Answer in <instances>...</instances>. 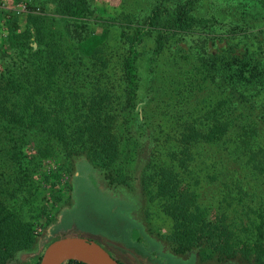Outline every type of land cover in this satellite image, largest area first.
Listing matches in <instances>:
<instances>
[{"label":"trees","instance_id":"1","mask_svg":"<svg viewBox=\"0 0 264 264\" xmlns=\"http://www.w3.org/2000/svg\"><path fill=\"white\" fill-rule=\"evenodd\" d=\"M34 1L0 22V264L57 224L82 159L112 188L140 185L171 218L176 255L261 263L264 223L243 215L264 210L246 208L242 181H264V0L233 16L201 13L203 0ZM202 146L244 170L216 206L200 202L224 181Z\"/></svg>","mask_w":264,"mask_h":264},{"label":"rangeland","instance_id":"2","mask_svg":"<svg viewBox=\"0 0 264 264\" xmlns=\"http://www.w3.org/2000/svg\"><path fill=\"white\" fill-rule=\"evenodd\" d=\"M39 1L36 0L34 3L39 5ZM92 1L94 6L110 10L118 9L123 3V0ZM30 2L32 0H7L6 10H0V22L4 21L6 15L8 18L25 17L31 13ZM238 2L203 0V9L200 12L210 15L225 10L233 16ZM38 12L39 10L33 13ZM224 41V36L215 38L212 44L213 51H219L225 46ZM199 151L204 161L211 167V172L224 178L221 183L212 182L204 187L207 193L200 199L202 206H208L210 203L216 206L215 201L219 198L220 190L224 191L227 188L224 182H230L231 190L236 189L231 181L240 179L244 170L234 165L227 155L223 156L217 149L202 146ZM70 181L73 185L72 198L69 201L66 197L59 207L54 209L57 224L42 231L39 229L40 236L35 245L29 251L13 257L6 264H40L48 245L67 236L96 241L124 264H264V229L261 239H257V244L263 246V253H260L261 263L256 260L254 253L248 255L247 259L240 255L224 261L215 258L205 259L201 252L178 256L171 250L168 240L172 231L171 218L155 206L147 207V198L144 190L143 193L140 191V185H137V189H131L126 185L112 188L101 171L94 168L86 159L77 162L75 177L73 176ZM242 188L250 194L245 199L246 208L261 207L264 210V181H242ZM243 216L250 217V220L244 219L249 229L250 222L257 227L264 223V217L261 219V215L251 213ZM262 226L264 227V224ZM253 232L255 237L259 235V230Z\"/></svg>","mask_w":264,"mask_h":264},{"label":"water","instance_id":"3","mask_svg":"<svg viewBox=\"0 0 264 264\" xmlns=\"http://www.w3.org/2000/svg\"><path fill=\"white\" fill-rule=\"evenodd\" d=\"M69 260L84 264H121L100 243L70 236L51 242L40 264H64Z\"/></svg>","mask_w":264,"mask_h":264},{"label":"built area","instance_id":"4","mask_svg":"<svg viewBox=\"0 0 264 264\" xmlns=\"http://www.w3.org/2000/svg\"><path fill=\"white\" fill-rule=\"evenodd\" d=\"M6 2L7 0H0V10L5 11L6 10Z\"/></svg>","mask_w":264,"mask_h":264},{"label":"flooded vegetation","instance_id":"5","mask_svg":"<svg viewBox=\"0 0 264 264\" xmlns=\"http://www.w3.org/2000/svg\"><path fill=\"white\" fill-rule=\"evenodd\" d=\"M145 247H146V244H145ZM146 249H148V247H146ZM141 256V255H140ZM118 261H120V263H123L121 260L117 259ZM124 264V263H123Z\"/></svg>","mask_w":264,"mask_h":264},{"label":"crops","instance_id":"6","mask_svg":"<svg viewBox=\"0 0 264 264\" xmlns=\"http://www.w3.org/2000/svg\"><path fill=\"white\" fill-rule=\"evenodd\" d=\"M64 264H66V263H64Z\"/></svg>","mask_w":264,"mask_h":264}]
</instances>
